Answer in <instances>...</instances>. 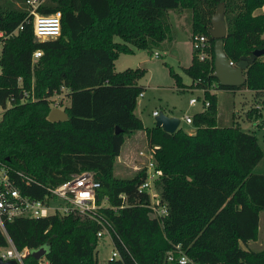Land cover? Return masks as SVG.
Segmentation results:
<instances>
[{
	"label": "trees",
	"instance_id": "16d2710c",
	"mask_svg": "<svg viewBox=\"0 0 264 264\" xmlns=\"http://www.w3.org/2000/svg\"><path fill=\"white\" fill-rule=\"evenodd\" d=\"M220 1L226 26L222 48L235 63L253 48L264 47V12H255L264 0H42L36 11L60 12L59 34L44 40L33 34L25 0H0V31L5 35L0 36V161L21 192L33 197H41L44 186L88 169L99 182L96 202L106 198L94 210L95 218L72 210L5 220L17 249L47 245L46 263L27 252L24 264H97L98 221L110 223L118 251L117 258L103 264H179L165 259L176 244L190 260L184 264H264V246L247 244L257 238L258 213L264 209V173L254 171L262 151L252 131L238 123H217L212 92L241 86L254 94L264 92V53L243 70L244 83L219 84L212 74L214 39L208 28ZM182 9L190 14V41L203 34L208 53L199 59L193 50L182 68L190 87L203 88L209 101L191 115L192 133L181 126L173 132L154 124L144 127L133 112L143 89L137 83L142 69L114 70L120 51L130 52L131 46L151 51L170 41L168 10ZM21 22V29L7 35ZM36 48L41 54L31 60ZM169 72L182 86L180 76ZM62 89L67 118L49 121L48 97ZM137 129L144 130L161 171L153 180L167 209L160 220L146 206L147 191L138 190L143 167L128 177L113 174L125 136ZM6 244L0 231V247Z\"/></svg>",
	"mask_w": 264,
	"mask_h": 264
},
{
	"label": "rangeland",
	"instance_id": "374dc122",
	"mask_svg": "<svg viewBox=\"0 0 264 264\" xmlns=\"http://www.w3.org/2000/svg\"><path fill=\"white\" fill-rule=\"evenodd\" d=\"M24 6L29 8L27 5ZM168 18L171 22L172 39L170 41L164 40L161 46L152 47L151 51L130 45L132 51H120L114 59V70H122L126 67L142 69V73L137 79V83L143 87L142 94L136 96L133 112L140 118L143 126L154 124V115L151 114L153 109L161 110L164 113L172 111L175 116L180 118L179 126L186 132H193L195 125L192 122L186 123L182 117L184 114L191 116L199 109L202 110L200 100L203 96L198 88L190 87L191 79L182 69L190 63L194 50L190 41V14L189 12L184 13V18H181V20L184 19L183 22L172 10L168 12ZM113 38L116 41H121L118 36ZM155 51L159 55L155 56ZM170 69L180 76L182 86L175 83L169 72ZM212 92L216 95V121L220 124L237 122L242 130L252 131L256 136L262 156L254 166V171L264 173V92L259 95L254 94V91L243 86L234 90L216 88ZM191 96L197 97L196 102L192 105L188 104L187 101ZM52 99L57 102L58 107L62 108L67 103L64 89L60 93L50 96L49 101L51 102ZM139 130L137 129L125 136L119 154L123 157L126 153L135 164L133 162L132 164L123 161L117 162L120 157L116 156V163L113 165L114 175L128 177L135 172V169L146 163V157L137 155L139 150H144L148 155L145 136ZM258 216L257 238L250 240L248 245L252 249H259L264 246V209L259 211ZM111 248L112 243L107 236L98 239L95 247L97 264L105 262ZM40 260L43 262L42 257Z\"/></svg>",
	"mask_w": 264,
	"mask_h": 264
},
{
	"label": "built area",
	"instance_id": "2783aa9c",
	"mask_svg": "<svg viewBox=\"0 0 264 264\" xmlns=\"http://www.w3.org/2000/svg\"><path fill=\"white\" fill-rule=\"evenodd\" d=\"M39 3L40 0H25V4L29 7L27 16L31 17L30 20L33 34L38 40L53 38L60 32V12L56 10L49 14L39 13L36 11V6ZM21 28L22 22L18 23L16 27L7 35H11ZM0 36L5 37L1 31ZM191 42L193 44L194 52L199 59L208 57V53L205 50L206 40L203 34H194ZM40 54L41 50L39 48L34 49L31 52V60H35ZM156 54L157 52L155 51L154 55ZM229 62L234 64L230 60ZM193 84H195V82ZM192 87L196 86L193 85ZM198 89L202 92L203 96V88ZM20 93L26 94L25 91H21ZM141 94L142 92L138 95ZM48 98H50V96ZM53 100L54 99L51 100L50 105L58 106L57 102ZM196 100L197 97L191 96L187 101L188 104L192 105L196 102ZM200 102L203 108L209 103L208 99L204 96ZM3 111L4 108L0 105V117ZM151 113L152 115H155L157 114V111L152 110ZM182 118L186 123H191L190 115L184 114ZM138 154L146 157V163L139 167L144 168L145 177L138 185V190L145 189L147 191L149 194V201L146 206H148L152 214L160 220L161 217L166 214L167 209L165 204L159 199L158 193L153 186V180L159 176L161 171L159 168L155 167V161L152 157V148L150 146H148V155L144 152V150H139ZM17 174L21 177V180L27 184L32 180L29 176L21 172H17ZM98 186L99 182L94 177V172L92 170L82 169L71 173L67 178L56 185L44 186V194L41 197L36 198L30 194L21 192L15 183L14 176L10 174L9 167L0 161V231L4 234L7 242L5 246L0 247V258L3 260L13 258L18 264H24V255L32 249H17L14 246L5 231V220H10L15 216L39 217L54 212L68 213L72 210L77 211L80 214H85L89 217H94V210H96L99 206L104 205L106 199L103 197L99 204L96 202V189ZM98 222L100 227L96 231V237L99 239L102 236H107L108 240L112 243V248L105 260L117 258L118 251L113 245L111 236L112 226L108 221ZM165 259L167 261H176L179 264H184L188 261L190 262L189 258L179 248L178 244L175 245V250H168L166 252ZM43 263H46V261H43Z\"/></svg>",
	"mask_w": 264,
	"mask_h": 264
},
{
	"label": "water",
	"instance_id": "95a60500",
	"mask_svg": "<svg viewBox=\"0 0 264 264\" xmlns=\"http://www.w3.org/2000/svg\"><path fill=\"white\" fill-rule=\"evenodd\" d=\"M213 41V76L218 80L219 84L226 86H237L245 81L243 70L253 60L264 53V47L253 48L248 55H242L234 63L231 64L222 48L223 37L226 34V26L224 21V3L218 2L210 16V26L208 28ZM46 118L49 121L64 120L67 113L63 108L51 106L48 110ZM180 118L175 115H168L163 111H157L154 115V125L160 126L162 130L173 132L179 127ZM119 128L115 126L114 131L118 132ZM47 251V245L42 244L37 248H32L29 253L36 259L41 258ZM0 264H18L13 258L1 259Z\"/></svg>",
	"mask_w": 264,
	"mask_h": 264
},
{
	"label": "crops",
	"instance_id": "0c3cea01",
	"mask_svg": "<svg viewBox=\"0 0 264 264\" xmlns=\"http://www.w3.org/2000/svg\"><path fill=\"white\" fill-rule=\"evenodd\" d=\"M169 11H172V10H168V12ZM173 12H175L176 13V16L180 19V21H183L184 22V19H182L181 20V18H184V13H186L187 14V10L186 9H182V10H180V11H175V10H173ZM255 12H264V4H262V6H260V7H258V8H256L255 9ZM157 55H159V53L157 52V54L155 55V56H157ZM253 91V90H252ZM142 92V91H141ZM153 110H155V109H153ZM201 109H199L198 111H200ZM152 114V113H151ZM166 114H168V115H174L173 114V112L172 111H170V112H168V113H166ZM217 123L218 124H220L218 121H217ZM237 123V122H236ZM143 125V124H142ZM220 125H226V124H220ZM151 126V125H150ZM145 127V126H144ZM139 131H141V132H143V134H144V130L143 129H140ZM188 132H192V131H188ZM144 136H145V134H144ZM145 140H146V138H145ZM122 146V145H121ZM124 148H125V146H124ZM124 148H123V150H124ZM121 152V151H120ZM120 152H119V154H120ZM117 155V157L119 156L120 158H119V160L117 161V162H119V161H123L124 163H126V162H129V163H131L132 164V160H131V158L130 157H128L127 155H126V153H125V155L122 157V156H120V155ZM137 155H138V153H137ZM139 157H143V156H140V155H138ZM116 163V161H115V159H114V164ZM133 164H135L134 162H133ZM134 167H137L136 165H133ZM133 167V168H134ZM249 242L250 241H248V245H249Z\"/></svg>",
	"mask_w": 264,
	"mask_h": 264
}]
</instances>
